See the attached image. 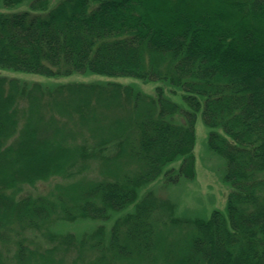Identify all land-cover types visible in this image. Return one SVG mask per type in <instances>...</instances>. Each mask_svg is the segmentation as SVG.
<instances>
[{
  "label": "trees",
  "instance_id": "1",
  "mask_svg": "<svg viewBox=\"0 0 264 264\" xmlns=\"http://www.w3.org/2000/svg\"><path fill=\"white\" fill-rule=\"evenodd\" d=\"M25 1L0 13V69L162 83L185 107L160 85L148 96L0 76V264H264V0L0 6ZM198 113L230 192L223 211L179 219L144 188L195 177ZM39 184L50 187L23 192ZM78 220L97 228L81 238L46 228Z\"/></svg>",
  "mask_w": 264,
  "mask_h": 264
},
{
  "label": "rangeland",
  "instance_id": "2",
  "mask_svg": "<svg viewBox=\"0 0 264 264\" xmlns=\"http://www.w3.org/2000/svg\"><path fill=\"white\" fill-rule=\"evenodd\" d=\"M61 0H49L48 9H51ZM30 1H25L14 7L0 6V13L13 14L29 10ZM45 12V13H46ZM0 76L16 78L28 83H41L42 85H57L67 83H107L116 82L128 85L148 96L155 95V89L162 83L143 82L139 80L115 78L108 79L96 75L73 74L67 77L47 78L35 74L7 71L0 69ZM169 87H164L165 93L178 105L185 107L179 94H172ZM195 144L193 154L195 157V177L192 180H180L176 184L165 183L160 177L144 188L150 190L159 198H167L174 203L173 215L179 219H206L214 210L223 211L226 204L230 187L223 181L225 162L223 158L212 152L207 146V135L209 129L204 125L201 115L198 113L195 122ZM178 167V163L173 165ZM52 185V183H49ZM50 186L39 184L36 187H25L27 193H42ZM97 222L90 220H78L75 222H53L46 226L47 230L55 235L62 236L73 234L77 238L90 234L97 228ZM109 228H107L108 230ZM23 236L28 237L33 245L41 244L47 247L49 242L38 232H26ZM31 244V245H32Z\"/></svg>",
  "mask_w": 264,
  "mask_h": 264
}]
</instances>
